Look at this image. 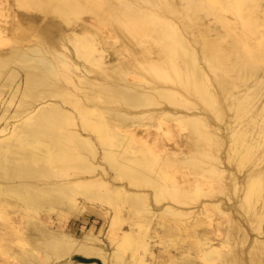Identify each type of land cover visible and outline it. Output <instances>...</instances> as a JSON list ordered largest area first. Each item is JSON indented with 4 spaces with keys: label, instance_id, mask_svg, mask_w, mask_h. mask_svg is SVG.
<instances>
[{
    "label": "bare ground",
    "instance_id": "bare-ground-1",
    "mask_svg": "<svg viewBox=\"0 0 264 264\" xmlns=\"http://www.w3.org/2000/svg\"><path fill=\"white\" fill-rule=\"evenodd\" d=\"M262 71L264 0H0V264H264Z\"/></svg>",
    "mask_w": 264,
    "mask_h": 264
},
{
    "label": "rangeland",
    "instance_id": "rangeland-1",
    "mask_svg": "<svg viewBox=\"0 0 264 264\" xmlns=\"http://www.w3.org/2000/svg\"><path fill=\"white\" fill-rule=\"evenodd\" d=\"M16 7L15 8V11H18L20 9H18ZM21 12V10H20ZM100 10L96 13H99ZM15 13H19V12H15ZM9 13H6L5 15H3L4 17H2V24H5L6 22H10L11 20V16L12 14H9ZM11 15V16H10ZM75 19L79 22H82V21H92L96 24L99 25V27H103V31H105V29H110V23L108 22V20H106V22L103 21L104 24H100L98 23V19L96 18V16L94 15V13L90 12V11H87L85 8L83 9H80V11L76 14V17ZM118 45V43L116 41H114V47H116ZM259 66H261V68H263V66L260 64ZM140 72H143L144 71L141 69ZM145 75L149 78L153 77V73H146L145 72ZM264 78V71L260 72V75L258 77H252L248 82H247V85L249 87H251V85H253L254 83V79H259V80H262ZM263 94V98H264V89L262 90V92H260ZM234 95H235V92H234ZM233 95V96H234ZM230 99V96L229 94H226V96H224L223 94H220L217 96V102L215 104H219L222 106V112H221V115H222V121L218 118L215 117V115L208 111V114L210 117H212V121L214 122V124H217L219 126H223L224 125V120L226 121L228 118H229V110L227 109V103L228 100ZM261 110L260 113H259V116L258 119L260 120V122H264V100L262 101V104H261ZM240 117V118H239ZM238 117V122H240L241 125H246L247 122H249L251 120V117H252V113L250 111H247L245 113H242L240 116ZM185 132V131H184ZM224 132L226 133V130L224 129ZM225 135V134H224ZM230 138L227 137L225 135V141H226V149H229L231 148V146L229 147V144H231V141L229 140ZM230 141V143H229ZM233 146V149H234V152H232V157L234 158L233 161L235 160H239L237 158H240L239 162L241 163V169L242 171L243 170H246L248 168H251L254 166V164L257 162L259 165V167H263L264 165V137L262 138V143L259 147V151L257 152L258 156H257V159L255 160V157L254 156H251V158H249V156H245L243 155V152L241 149H242V146L240 144H237V143H233L231 144ZM235 172H237V174H242V172L240 173L239 170L237 169L236 165H235V162H231V164L229 165ZM264 178V177H263ZM216 188V187H215ZM217 189V188H216ZM216 191V190H215ZM218 192V190L216 191V193ZM219 193V192H218ZM233 196V194L231 195ZM223 197H224V194H223ZM241 210V208H240ZM93 218L94 217H90V219L87 220V222L85 224H83L82 222L80 221H75V222H70L69 224V228H72V229H75L76 230V236H80L82 231H88L90 228H91V224H92V221H93ZM102 220H100L99 224L97 225V228L94 230L95 234L99 235V237L104 241V243L106 244V240H105V231L106 229L103 228L101 231V227H102ZM226 225L224 224L223 228H225ZM230 248L232 250H235V251H238L242 258H244V261H246V264H253L250 260H249V247H248V241L246 242H240L238 245L236 244H232V242L229 244ZM163 250V247L162 245H158L156 248H155V254L158 255L159 258H157L160 262V264H164V257L162 256L161 254V251ZM72 259L74 261H80V260H83V261H88L87 259H85L84 257L80 256V255H73ZM98 264L99 261H97Z\"/></svg>",
    "mask_w": 264,
    "mask_h": 264
},
{
    "label": "trees",
    "instance_id": "trees-1",
    "mask_svg": "<svg viewBox=\"0 0 264 264\" xmlns=\"http://www.w3.org/2000/svg\"><path fill=\"white\" fill-rule=\"evenodd\" d=\"M80 261H82V262H83V260H80Z\"/></svg>",
    "mask_w": 264,
    "mask_h": 264
}]
</instances>
